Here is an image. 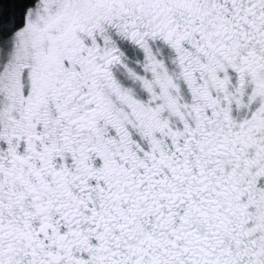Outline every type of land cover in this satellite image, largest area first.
<instances>
[{
	"label": "snow or ice",
	"instance_id": "6c2138e0",
	"mask_svg": "<svg viewBox=\"0 0 264 264\" xmlns=\"http://www.w3.org/2000/svg\"><path fill=\"white\" fill-rule=\"evenodd\" d=\"M0 264H264V0H0Z\"/></svg>",
	"mask_w": 264,
	"mask_h": 264
}]
</instances>
